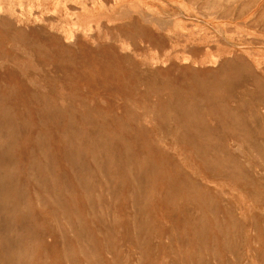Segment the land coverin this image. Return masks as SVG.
<instances>
[{"label": "rangeland", "instance_id": "374dc122", "mask_svg": "<svg viewBox=\"0 0 264 264\" xmlns=\"http://www.w3.org/2000/svg\"><path fill=\"white\" fill-rule=\"evenodd\" d=\"M0 264H264V0H0Z\"/></svg>", "mask_w": 264, "mask_h": 264}, {"label": "bare ground", "instance_id": "6f19581e", "mask_svg": "<svg viewBox=\"0 0 264 264\" xmlns=\"http://www.w3.org/2000/svg\"><path fill=\"white\" fill-rule=\"evenodd\" d=\"M187 60V59H186ZM183 61H184V59H183Z\"/></svg>", "mask_w": 264, "mask_h": 264}]
</instances>
